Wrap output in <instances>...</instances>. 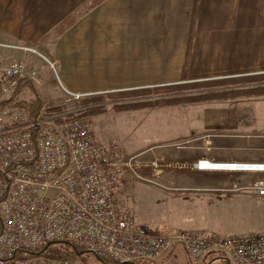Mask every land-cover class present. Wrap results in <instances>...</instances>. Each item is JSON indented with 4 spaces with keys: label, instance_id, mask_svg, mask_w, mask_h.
Here are the masks:
<instances>
[{
    "label": "crops",
    "instance_id": "obj_1",
    "mask_svg": "<svg viewBox=\"0 0 264 264\" xmlns=\"http://www.w3.org/2000/svg\"><path fill=\"white\" fill-rule=\"evenodd\" d=\"M90 1L0 0V44L37 48L58 70L8 48L0 49V61L41 65L35 85L46 79L54 93L82 95L264 73V0H103L83 12ZM71 14L77 21L55 37ZM195 191H185L196 197L184 208L198 210L184 212L193 225L184 230L254 232L232 228L243 216L235 206L243 194ZM211 256L219 255L200 261Z\"/></svg>",
    "mask_w": 264,
    "mask_h": 264
},
{
    "label": "built area",
    "instance_id": "obj_2",
    "mask_svg": "<svg viewBox=\"0 0 264 264\" xmlns=\"http://www.w3.org/2000/svg\"><path fill=\"white\" fill-rule=\"evenodd\" d=\"M8 46L39 54L57 73V63L38 50ZM39 77V69L23 60L0 61V102L20 82ZM141 166L139 154L126 156L117 140H98L82 118L58 127L44 117L31 119L18 105L0 108V264H79L69 258L29 254L55 240L69 241L117 263L155 259L183 245L192 261L219 255L231 264H264V231L163 232L139 223L115 191L123 173L139 175ZM196 166L264 171V163L205 158ZM254 187L264 194V181ZM23 250L27 256L18 257Z\"/></svg>",
    "mask_w": 264,
    "mask_h": 264
},
{
    "label": "rangeland",
    "instance_id": "obj_3",
    "mask_svg": "<svg viewBox=\"0 0 264 264\" xmlns=\"http://www.w3.org/2000/svg\"><path fill=\"white\" fill-rule=\"evenodd\" d=\"M8 45L15 44L1 43L0 49L27 52L43 59L33 51ZM34 49L39 51L37 48ZM43 61L45 63H42L43 66L54 72L44 59ZM28 64L38 68L39 78L43 77L41 71L44 69L41 65L39 67ZM232 78L201 80L203 81L201 85L189 84L193 86L170 89L165 93H158L152 87L148 92L107 96L101 103L105 110L90 117H83L86 107L78 106L76 103L88 95L77 97L66 92L54 93V88H47L45 84L47 80L43 78L42 84L34 86L43 98L46 108L54 105L67 107L63 114L45 113L39 118L44 117L61 127L71 118L59 123L57 121L59 117L75 114V117L90 123L92 132L98 140L105 142L117 140L126 156L139 154L142 160L139 175L123 173L115 191L117 198L130 207L139 223L149 224L154 227L153 229L163 232L192 228L191 223H186L187 215L184 212L197 211L198 208H184V202L195 198L194 192L198 189L219 194H243L238 196L235 205L242 210L243 216L236 220L232 228L236 232L252 230L259 232L264 230V194H260L254 186L258 181H264V171H200L196 164L203 158L213 161L264 163V95L183 101L170 105L158 104L163 98L184 100L264 85V81L234 83L230 81ZM26 90L22 93L25 95L20 94L22 99H30L33 96L29 89ZM143 102L150 104L134 109L127 108L128 105ZM26 112L28 113L27 110ZM191 190L194 192H185ZM213 201L216 203L217 200ZM174 250L177 254H173ZM76 260L79 264H110L99 260L89 251L78 255ZM210 262L231 264L225 256H211L207 260V263ZM207 263L202 261L193 263L183 245L176 246L158 258H140L132 262V264Z\"/></svg>",
    "mask_w": 264,
    "mask_h": 264
},
{
    "label": "trees",
    "instance_id": "obj_4",
    "mask_svg": "<svg viewBox=\"0 0 264 264\" xmlns=\"http://www.w3.org/2000/svg\"><path fill=\"white\" fill-rule=\"evenodd\" d=\"M103 0H91L90 3H88L85 6V11H88L92 8H94L96 5L101 3ZM78 19L77 14H71L66 19H64L54 30V36L58 37L61 34H63L67 29H69ZM231 82H260L264 81V73L261 74H252V75H242V76H236L233 77ZM196 83H203V81L200 82H189V83H182V84H171V85H162V86H156L153 87V90L158 93H165V91H168L170 89L174 90L177 88L186 87L189 84H196ZM203 85V84H202ZM29 89L32 93V97L30 99H22L20 97V94L23 90ZM148 92L149 88H142V89H133V90H124L119 91V93H102V94H95V95H88L79 101H77L78 106H85L86 108L83 111V117H90L91 115H94L96 113H101L105 110V107L103 103L106 100L107 96L115 97L119 96L120 94H135L138 92ZM264 95V85L256 86V87H249L241 90H232L223 92L220 94H213V95H207V96H198L195 98H186L184 100H181V98H163L160 101H158V104L160 105H170L175 103H181L183 101L186 102H194V101H204V100H212V99H230L238 96H263ZM150 103H137L134 105H128L127 108L134 109L138 107H144L148 106ZM8 105H18L20 107H23L25 110L28 111L29 117L31 119H37L41 115L47 114H63L67 107L65 105H54L49 108H46L44 105L43 98L39 95L38 91L35 89L33 81L26 80L19 83L15 91L10 95V97L2 102H0V108H3ZM121 109L120 107H116ZM76 115H67L65 117H59L58 122H63L69 118L75 117ZM89 251L83 247L77 246L69 241H63V240H55L51 243L45 245L44 247L36 250V251H30L29 254L32 255H38V256H44V257H56V258H69L76 260L78 255L83 254L84 252ZM28 251L23 250L18 252V257H25L27 256ZM94 254V253H93ZM99 260L110 263V264H121L117 262H113L111 260H108L106 258L101 257L100 255L94 254ZM133 262V261H132ZM126 263V264H132Z\"/></svg>",
    "mask_w": 264,
    "mask_h": 264
},
{
    "label": "flooded vegetation",
    "instance_id": "obj_5",
    "mask_svg": "<svg viewBox=\"0 0 264 264\" xmlns=\"http://www.w3.org/2000/svg\"><path fill=\"white\" fill-rule=\"evenodd\" d=\"M190 260H191V259H190ZM191 261H192V260H191ZM192 262L194 263V262H200V261H192ZM202 262H203V261H202Z\"/></svg>",
    "mask_w": 264,
    "mask_h": 264
},
{
    "label": "water",
    "instance_id": "obj_6",
    "mask_svg": "<svg viewBox=\"0 0 264 264\" xmlns=\"http://www.w3.org/2000/svg\"><path fill=\"white\" fill-rule=\"evenodd\" d=\"M121 264H126V263H121Z\"/></svg>",
    "mask_w": 264,
    "mask_h": 264
}]
</instances>
